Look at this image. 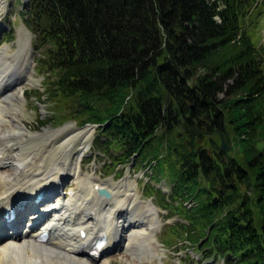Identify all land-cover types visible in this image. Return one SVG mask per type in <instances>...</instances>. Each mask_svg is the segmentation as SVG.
<instances>
[{
  "label": "trees",
  "instance_id": "1",
  "mask_svg": "<svg viewBox=\"0 0 264 264\" xmlns=\"http://www.w3.org/2000/svg\"><path fill=\"white\" fill-rule=\"evenodd\" d=\"M252 2L29 0L26 9L47 45L50 93L100 124L101 145L122 150L114 158L167 164L169 198L182 200L171 207L188 220L176 230L195 244L209 233L201 247L226 264H264V51L249 28ZM218 130L229 150L203 147ZM175 132L181 142L163 152Z\"/></svg>",
  "mask_w": 264,
  "mask_h": 264
},
{
  "label": "bare ground",
  "instance_id": "2",
  "mask_svg": "<svg viewBox=\"0 0 264 264\" xmlns=\"http://www.w3.org/2000/svg\"><path fill=\"white\" fill-rule=\"evenodd\" d=\"M27 36L26 43L21 41L26 47L32 38L29 33ZM0 49V167L9 166L13 170L8 174L0 172V238L11 239L0 246V264H45L47 260L49 264H58L61 254L72 264H93L88 260L86 247L100 235L108 238L109 246L113 242L120 244L123 236L125 250L141 260L149 256L152 250L148 240L156 232L160 218L157 209L138 201L135 186L128 182L108 180L102 184L89 175H82L77 155L85 148L87 142L82 140L89 136L90 129L65 127L34 132L28 127L21 110L26 101L25 90L21 87V91H13L22 83L20 79L34 82L28 76L32 70L29 60L21 58L25 48L20 45L13 57L5 54L8 47ZM24 65V70L19 71ZM2 124L8 125L6 129ZM79 132L83 133L76 135ZM25 133L32 144L39 140L44 143L43 147L29 146L27 139H23ZM76 141L79 148L75 149ZM56 148L52 159L51 153ZM39 163H44L42 168ZM67 175L80 189L65 199L60 196L58 187ZM99 187L108 188L111 197L100 195ZM42 190L45 191L43 198L36 201L35 194ZM8 208H14L17 213L10 224L5 216ZM49 208L53 210L51 216L34 227V215ZM24 217L34 227L28 233L19 232ZM43 230H50L44 242L36 239Z\"/></svg>",
  "mask_w": 264,
  "mask_h": 264
},
{
  "label": "rangeland",
  "instance_id": "3",
  "mask_svg": "<svg viewBox=\"0 0 264 264\" xmlns=\"http://www.w3.org/2000/svg\"><path fill=\"white\" fill-rule=\"evenodd\" d=\"M23 2L24 0H0V48L4 46L8 47V52L5 54L13 57L19 52L18 50L21 45L22 48H25L21 54V58L24 60L26 57V61L30 60L33 65V70H31L28 76L34 82L24 80L13 89V91L19 92L21 91V87H23L25 90L24 97L26 101L23 103V107H21L22 113L25 116V123L34 132L57 130L65 127L81 131L84 128L90 129L89 136L87 138L83 137L84 139L82 140V142H87V144H84L85 148L77 155L82 166V175H89L94 181L102 184L108 180L115 183H130L135 186L137 200L143 205L150 204L152 207H155L160 216L156 232L148 240V246L152 250L149 256H145L141 260L138 256L131 253V251L122 249L116 250L113 253L103 254L99 259L89 258L88 260L93 264H225V261L221 257L215 259V256H208L199 243H192L194 242L192 238L189 236L185 237V230L182 229L179 232L176 230L177 226L175 224L181 219L184 221L186 219L183 218L184 215L180 211L166 207V205L161 203L163 192H169L174 183L171 180L172 173L167 164H163V161L160 160L162 163L155 162L153 165H148L151 159L149 158L148 161L142 163V166H139L138 162L140 159L137 160V157L133 161H131L132 157L128 158V161H122L119 156L114 158L111 153L118 155L122 150L113 147L107 149V147L101 145L97 139V137H102V131L99 130L98 125L91 126L89 122H84L85 116L75 115L76 106L73 103L70 104L64 100H60L57 95L50 93L51 78H48L47 73L42 69L41 63L42 54L47 45L38 37L39 34L32 26ZM250 9H252L250 10L252 12L248 16L251 20H249V26L251 25L249 28L252 29L253 37L263 46L264 51V0H256L254 4L252 2ZM27 33L32 37L31 39L29 38L31 44L28 47L22 45L26 43L28 38ZM21 41H24V43L21 44ZM1 51L2 49H0V53ZM24 68L25 65L21 66L19 71H23ZM52 78H55L54 74H52ZM7 126L2 124L3 129H6ZM82 133L79 132L76 135ZM29 137L32 138L33 135L30 134ZM80 137L78 139H81ZM173 137L175 139L178 137V139L174 141ZM23 139H27L30 143L28 145L32 147L36 144H38L37 147H43L44 144L39 140H36L32 144L30 142L32 140L26 136V133ZM180 139L181 137L178 135V132L167 133L164 137L163 152L169 148L170 144L175 145L174 143H180ZM204 140L206 141L203 147L209 146V143L213 140H218L221 143L218 133L209 135ZM77 144L78 141L75 142V149L79 148ZM57 148L51 153L52 159L56 156L55 151ZM150 152L153 153L154 151ZM170 158L173 160V157L170 156ZM39 165L42 168L44 163H39ZM162 165H164L163 172L160 171ZM12 171L9 166L0 167L1 173L8 174L12 173ZM79 189V185L73 182L69 176H66L60 184L59 194L63 195L66 199ZM174 201L175 198L170 200V202ZM179 201L182 200L179 199ZM187 204L192 205L190 201ZM136 212L139 213V211ZM198 235V232H196V236ZM10 240L7 236L4 237L0 240V246ZM125 240V237H122V242H125ZM59 257L60 262L58 264H72L66 255L61 254ZM23 264L32 263L24 262ZM45 264H49L48 260ZM86 264L88 263L86 262Z\"/></svg>",
  "mask_w": 264,
  "mask_h": 264
},
{
  "label": "water",
  "instance_id": "4",
  "mask_svg": "<svg viewBox=\"0 0 264 264\" xmlns=\"http://www.w3.org/2000/svg\"><path fill=\"white\" fill-rule=\"evenodd\" d=\"M192 108H194V105H192ZM220 135H221V148L223 149H228V143L225 139V134L221 131L220 132ZM100 193L104 196H107V197H111L112 193L109 191V189L103 187V188H100Z\"/></svg>",
  "mask_w": 264,
  "mask_h": 264
}]
</instances>
